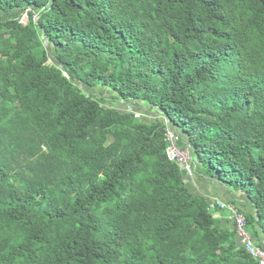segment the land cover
I'll list each match as a JSON object with an SVG mask.
<instances>
[{
  "label": "trees",
  "instance_id": "trees-1",
  "mask_svg": "<svg viewBox=\"0 0 264 264\" xmlns=\"http://www.w3.org/2000/svg\"><path fill=\"white\" fill-rule=\"evenodd\" d=\"M0 24V264H259L165 120L259 241L264 0H0Z\"/></svg>",
  "mask_w": 264,
  "mask_h": 264
},
{
  "label": "built area",
  "instance_id": "built-area-1",
  "mask_svg": "<svg viewBox=\"0 0 264 264\" xmlns=\"http://www.w3.org/2000/svg\"><path fill=\"white\" fill-rule=\"evenodd\" d=\"M33 17L34 22L37 23L40 20L39 14L33 9L26 10L19 18V22L22 25H28ZM1 25V24H0ZM165 136L166 141L169 143L168 156L170 161L180 164L187 177L194 176V170L192 167V157L189 150H184L181 146V136L174 128L173 124L169 120H165ZM222 210H227L232 214V219L235 223V228L238 232L239 240L242 247H244L250 254L251 258L259 264H264V249L259 247L254 240L248 226V219L245 213H243L239 207L234 203L218 202L214 205Z\"/></svg>",
  "mask_w": 264,
  "mask_h": 264
},
{
  "label": "crops",
  "instance_id": "crops-1",
  "mask_svg": "<svg viewBox=\"0 0 264 264\" xmlns=\"http://www.w3.org/2000/svg\"><path fill=\"white\" fill-rule=\"evenodd\" d=\"M198 181L197 185L204 186L205 189H195V183L192 182L189 184L190 181L195 180ZM188 185L192 189V191L200 196H203L207 199V202L211 205L212 209L214 210L215 217L220 222L222 227L224 228H233L235 227L234 220L232 219V214L227 210H222L218 206L215 207L214 205L218 202H229L235 203L241 211L245 213H254L255 209L253 208L251 202L249 201L247 195L244 192H233L228 187L221 185L217 182H208L205 179H199L196 176L187 178ZM194 182V181H193ZM203 187V188H204ZM212 187L214 189H212ZM264 245V234L261 233L259 241H257V245L261 247L259 244ZM263 247V246H262Z\"/></svg>",
  "mask_w": 264,
  "mask_h": 264
},
{
  "label": "rangeland",
  "instance_id": "rangeland-1",
  "mask_svg": "<svg viewBox=\"0 0 264 264\" xmlns=\"http://www.w3.org/2000/svg\"><path fill=\"white\" fill-rule=\"evenodd\" d=\"M91 92H94L95 94H98V95H105V96H109L111 93L109 91H106V90H103V89H96L95 91H91ZM122 110H130V108H128L127 106H124L122 107ZM139 117L143 120H146V121H153L154 119H157V117L159 116L160 118V113L157 112V111H152L150 109H147V111H141V112H137ZM194 181V182H193ZM192 182V184L195 183V189H205V187L203 188L202 186L200 185H197L198 184V181L197 179L195 178V180H192L189 182V184ZM212 189H214L212 187Z\"/></svg>",
  "mask_w": 264,
  "mask_h": 264
}]
</instances>
